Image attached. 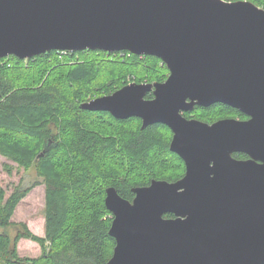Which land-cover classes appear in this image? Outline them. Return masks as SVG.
I'll use <instances>...</instances> for the list:
<instances>
[{
  "label": "water",
  "instance_id": "95a60500",
  "mask_svg": "<svg viewBox=\"0 0 264 264\" xmlns=\"http://www.w3.org/2000/svg\"><path fill=\"white\" fill-rule=\"evenodd\" d=\"M86 49L165 63V80L129 82L80 107L139 117L142 128L167 125L185 167L175 181L132 187V200L106 188L115 245L105 264H264V8L249 0H0V58ZM218 102L251 117L184 115Z\"/></svg>",
  "mask_w": 264,
  "mask_h": 264
},
{
  "label": "trees",
  "instance_id": "16d2710c",
  "mask_svg": "<svg viewBox=\"0 0 264 264\" xmlns=\"http://www.w3.org/2000/svg\"><path fill=\"white\" fill-rule=\"evenodd\" d=\"M249 1L264 8V0ZM167 72L159 58L128 51L49 50L28 59L0 58V154L22 168L34 167L41 178L8 196L0 187V264H105L115 245L106 188L132 200L134 186L183 175L167 125L142 128L139 117L118 119L80 107L133 80L163 81ZM195 110L202 121L238 112L219 102ZM38 184L45 189L44 235L25 222L12 235L16 206ZM20 239L37 242L40 254L20 256Z\"/></svg>",
  "mask_w": 264,
  "mask_h": 264
},
{
  "label": "rangeland",
  "instance_id": "374dc122",
  "mask_svg": "<svg viewBox=\"0 0 264 264\" xmlns=\"http://www.w3.org/2000/svg\"><path fill=\"white\" fill-rule=\"evenodd\" d=\"M168 73L169 72L166 73L165 79L167 78ZM144 81L148 82L147 80ZM132 82L137 81L133 80ZM200 113L201 111L198 110L196 115ZM213 115L215 116L212 117L218 116V112ZM34 180H41L34 167L28 169L22 168L15 162L0 154V187L4 190L6 196L17 189L29 186ZM44 195V185L38 184L22 198L16 206L11 218L16 225H11L8 228L12 235H14L19 222H25L35 234L40 236L44 235ZM17 247L19 255L24 257L37 256L41 252L39 244L29 239H20L17 243Z\"/></svg>",
  "mask_w": 264,
  "mask_h": 264
},
{
  "label": "flooded vegetation",
  "instance_id": "af4514ba",
  "mask_svg": "<svg viewBox=\"0 0 264 264\" xmlns=\"http://www.w3.org/2000/svg\"><path fill=\"white\" fill-rule=\"evenodd\" d=\"M196 107H202V106L195 105L192 110L188 111V112H190V114H192V116L187 117V118H195V119H198V118H196V117L193 116L194 113H195V111H196L195 110ZM234 109H236V108H234ZM236 110L238 111L236 114H233V115H224V116L217 117V118H215L212 121H204V122L212 123V122H214L216 120L224 119V118H234V119H237L239 121H246V120H249L250 119V117H251L250 115H248V114L240 111L239 109H236ZM198 120H200V119H198ZM232 156L235 157V158H237V159H249V156L247 154H245V153H242V152H235V153L232 154Z\"/></svg>",
  "mask_w": 264,
  "mask_h": 264
}]
</instances>
